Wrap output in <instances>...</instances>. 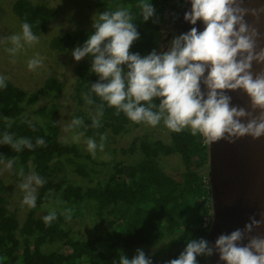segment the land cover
Listing matches in <instances>:
<instances>
[{"label":"trees","instance_id":"16d2710c","mask_svg":"<svg viewBox=\"0 0 264 264\" xmlns=\"http://www.w3.org/2000/svg\"><path fill=\"white\" fill-rule=\"evenodd\" d=\"M140 3L141 0H101L99 10L129 8L133 22L150 23V18L143 20L142 10L138 7ZM150 3L154 8L153 17L162 16L165 7L170 6L171 21L177 24L183 0H150ZM12 10L21 25L24 22L32 25L36 36L46 29L56 13L54 8L30 0H15ZM137 31L139 39L130 47L131 53L145 57L153 50L157 54L163 52L160 51L159 23ZM92 33L93 28L66 33L52 38L49 45L58 50H65L75 43L84 45ZM97 82H101L100 78L92 77L85 85L82 102L106 123L93 127L96 118L83 114V123L75 126V129L88 138H97L98 130L102 132L109 128L112 133L118 134L127 125L137 124L123 112L117 115L114 107H109L91 91V86ZM47 85L48 90L57 91L60 88L55 78L49 80ZM86 96L93 103H87ZM26 99V91L6 78V87L0 88V161L12 160L17 174L23 169L24 175L33 172L45 181L39 188L37 205L47 202L50 196L59 197L57 205L63 204L64 210L55 211L56 219L50 225H46L43 217L51 212L28 218L20 225L8 212L0 194V264H119L113 251L168 239L166 247L155 253V256H162L151 260L152 264H167L178 258L192 239H205L210 247L214 212L209 176L210 148L204 136L192 135L188 129L179 133L172 131L170 141L166 142L144 133L137 138L139 159L109 171L106 160L84 150L75 142L62 139L60 128L53 120H32L26 116ZM153 102L159 105L158 99ZM101 104L104 105L103 115L99 116ZM5 132L12 135L14 140L29 139L33 148L24 147L17 152L11 145L2 142ZM37 138H42L45 144L36 146ZM137 140L132 141L131 147L120 148L119 151L133 152L138 147ZM170 155H178L183 165L179 179L160 166L159 158ZM56 167H64L86 179L101 178L107 171L108 175L97 185L63 183L54 178L59 169ZM78 211L92 216H112L111 228L103 234L102 244L76 238L66 230L69 214L71 216L72 212ZM57 238H63L61 248L49 252L41 249ZM197 264H210V256H198Z\"/></svg>","mask_w":264,"mask_h":264},{"label":"clouds","instance_id":"9594fccd","mask_svg":"<svg viewBox=\"0 0 264 264\" xmlns=\"http://www.w3.org/2000/svg\"><path fill=\"white\" fill-rule=\"evenodd\" d=\"M244 0H191V10L184 19L192 25L201 21L203 31L192 27L190 31L173 38L171 47L161 54L153 50L141 57L130 52L133 42L139 39L129 8L103 11L93 19L94 33L90 34L83 47H77L72 55L76 61L85 56L92 58L91 72L97 74L101 82L91 86V91L116 109L123 112L134 123H146L152 127L163 120L173 132L185 129L192 135L201 134L207 142L236 139L251 136L253 139L264 136V71L253 75V62L264 64V48L257 51L258 31L244 19L246 15L258 16L260 9L243 7ZM138 7L147 21L154 15L150 0H141ZM29 45L38 42L28 22L22 24V37L11 36L17 49L22 47L20 40ZM42 64L34 58L28 62L30 70ZM126 70V71H125ZM207 72V75H205ZM207 91H202L201 85ZM6 87V78L0 76V88ZM242 89L250 99L251 111L232 106V97L226 93ZM86 102L93 101L87 96ZM159 100V105L154 100ZM144 102V103H142ZM104 105H100L99 116L103 115ZM259 110L258 115L254 112ZM241 118H245L242 122ZM82 119L72 120V126H79ZM98 119L93 127H99ZM82 135V134H81ZM80 136H74L78 141ZM106 140L101 136V141ZM4 144L11 145L17 152L22 148H33L29 139H15L5 132ZM88 150L95 155L97 144L89 138ZM45 141L37 138L36 146ZM104 144L99 148L103 150ZM9 161L7 167L11 168ZM24 176L23 169L19 173ZM45 181L35 173L28 175L19 187L24 192L22 204L36 207V188ZM70 219V215L68 216ZM46 225L56 219L55 211L43 217ZM244 229H237L227 235H220L215 241V249L220 261L225 264H264V237L251 236L247 244H242L247 234L260 227L264 220L250 217ZM213 255L205 239H192L178 258L167 264H197L198 256ZM115 264V262H114ZM119 264H152L142 250L129 259L121 255Z\"/></svg>","mask_w":264,"mask_h":264},{"label":"rangeland","instance_id":"374dc122","mask_svg":"<svg viewBox=\"0 0 264 264\" xmlns=\"http://www.w3.org/2000/svg\"><path fill=\"white\" fill-rule=\"evenodd\" d=\"M15 0H0V76L11 80L27 93L25 115L32 120L51 119L60 128L62 139L79 144L84 150L89 151L86 141L89 139L84 133L79 132L72 126V120L82 119V115L88 118H96L101 126L106 123L105 119L96 116L94 111L82 102L84 99V87L92 77H99L91 72L92 58L85 56L80 61H76L72 55L77 47H83L80 43L68 47L65 50H58L50 47L52 38L62 36L66 33L84 31L93 28V19H97L100 13L99 5L101 0H30L33 3H42L56 10L55 15L49 20L46 29L39 35L38 42L32 45L26 43L23 38L20 40L22 47L18 48L10 39L13 35L22 37V25L13 13L12 4ZM172 8L166 6L162 16L150 17V23L134 22L136 29L159 23L161 31L160 51H167L171 47L173 38L180 34L179 27L171 21ZM34 58L42 60V64L34 70H30L28 62ZM57 79L60 85L59 90H48V81ZM104 129V128H103ZM171 130H169L163 120L152 127L146 123L127 125L118 133H112L109 128L102 132L97 131V138H92L97 144L95 154L99 158L106 160L109 164L107 170L119 169L123 166L134 163L140 157L139 140L137 138L150 133L154 138L170 141ZM82 134V135H81ZM80 136L79 140L73 139ZM101 136L106 140L101 141ZM133 140H137V148L133 152L122 153L120 148H129ZM103 143V150L99 145ZM213 143L208 142L210 157L213 156ZM12 162L8 168V162ZM161 168L175 178H180L183 172V165L178 155L161 156L159 158ZM59 167H56L58 169ZM108 173V171H107ZM98 179H86L79 177L76 173L64 167L58 169L54 176L56 181L63 183L74 182L84 185H97L106 178V175ZM29 172L24 176L16 173L12 160L0 161V194L8 212L14 216L20 225L26 219L38 217L44 213L53 211H63L62 205L57 202L60 198L49 197L48 201L35 208H29L22 204L24 192L19 187L25 182ZM36 188L37 197L40 186L32 185ZM69 213V212H68ZM70 215V214H69ZM112 216H92L85 211L72 212L66 225V230L76 238L89 239L100 244L103 243V234L111 228ZM63 238L46 243L41 247L44 252H49L62 247ZM168 244V239H163L154 244L140 245L131 249H121L113 251L114 258L120 259L121 255L134 257L137 250H142L151 260L159 259L161 255L155 253L164 249ZM169 249H166V251ZM119 255V256H117Z\"/></svg>","mask_w":264,"mask_h":264},{"label":"water","instance_id":"95a60500","mask_svg":"<svg viewBox=\"0 0 264 264\" xmlns=\"http://www.w3.org/2000/svg\"><path fill=\"white\" fill-rule=\"evenodd\" d=\"M243 7L260 9L264 7V0H244ZM191 10V0H183L177 24L181 34H185L196 27L198 31L204 30L201 21L196 25L184 19L186 12ZM248 24L258 31L257 51L264 48V12L254 17L246 15ZM264 71V64L253 62L252 72L256 74ZM207 75V72H205ZM202 91H207L201 85ZM232 97V106L243 107L251 111L250 99L242 89L226 93ZM259 110L254 112L258 115ZM242 122L245 118H241ZM212 185V204L214 220L210 230V247L213 255L210 264H225L220 261L219 253L215 249V241L220 235L230 234L237 229H244L250 222V217L264 220V136L253 139L244 136L236 139L234 143L219 140L213 143V156L210 157L209 168ZM251 236L264 237V223L247 234L242 244H247Z\"/></svg>","mask_w":264,"mask_h":264}]
</instances>
